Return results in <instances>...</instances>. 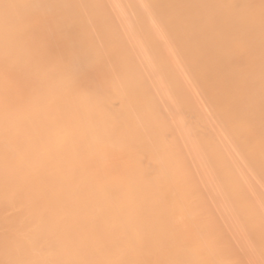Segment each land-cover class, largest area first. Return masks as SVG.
<instances>
[{"label": "bare ground", "instance_id": "obj_1", "mask_svg": "<svg viewBox=\"0 0 264 264\" xmlns=\"http://www.w3.org/2000/svg\"><path fill=\"white\" fill-rule=\"evenodd\" d=\"M0 264H264V0H0Z\"/></svg>", "mask_w": 264, "mask_h": 264}]
</instances>
